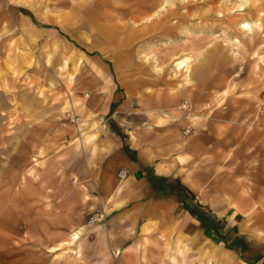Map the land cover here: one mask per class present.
Listing matches in <instances>:
<instances>
[{"label": "rangeland", "instance_id": "1", "mask_svg": "<svg viewBox=\"0 0 264 264\" xmlns=\"http://www.w3.org/2000/svg\"><path fill=\"white\" fill-rule=\"evenodd\" d=\"M244 21L252 31L242 30ZM118 52L131 54L138 77L181 84L189 75L175 62L189 56L191 74L206 76L197 81V101L213 88L215 105L233 103L234 118L252 117L253 98L264 115V0H0V217L8 210L19 217L9 228L47 233L63 228L66 218L90 223L95 212L102 216L94 223L103 218L101 204H87L91 190L82 187L80 171L87 155L74 141L92 129L94 117L76 112L79 125L67 118L73 108L66 89L114 86ZM254 88L262 89L259 95L247 90ZM129 106L105 117L97 137L127 142L130 128L144 126L148 113ZM223 106L197 113L224 118ZM180 110L194 112L188 100ZM194 133L186 127L181 135ZM41 253L44 264L49 258Z\"/></svg>", "mask_w": 264, "mask_h": 264}, {"label": "crops", "instance_id": "2", "mask_svg": "<svg viewBox=\"0 0 264 264\" xmlns=\"http://www.w3.org/2000/svg\"><path fill=\"white\" fill-rule=\"evenodd\" d=\"M114 59L111 88L66 89L74 111L94 117L92 129L74 141L87 155L80 170L82 187L91 190L87 204H101L103 218L91 224L72 217L47 233L18 232L9 222L19 217L1 213L0 264H42V249L49 258L44 264H264V115L257 114V99L248 103L251 118L236 119L233 103L215 105L216 89L197 101V81L206 76L190 71L182 84L159 74L138 77L131 54ZM183 100L191 102L192 115L181 114ZM131 102L148 113L145 125L130 128L127 142L97 137L104 118ZM222 106L224 118L197 113ZM186 127L195 133L184 140ZM77 228L80 238L70 243Z\"/></svg>", "mask_w": 264, "mask_h": 264}, {"label": "bare ground", "instance_id": "3", "mask_svg": "<svg viewBox=\"0 0 264 264\" xmlns=\"http://www.w3.org/2000/svg\"><path fill=\"white\" fill-rule=\"evenodd\" d=\"M24 2H26V1H24ZM29 2V1H28ZM22 4H23V2H22ZM30 4H32L31 2H30ZM24 6V5H23ZM33 5H31V7H32ZM25 7H27V6H25ZM30 7V8H31ZM29 8V9H30ZM241 28H242V30L244 29V30H251L252 29V26H251V24L249 23V22H247V21H244V22H242L241 23ZM252 31V30H251ZM175 67H176V69H178V70H182V69H184L186 72H187V75H188V73H189V71H190V59H189V56H184V57H182V58H180V59H178L176 62H175ZM189 79V78H188ZM102 98V97H101ZM132 134V133H131ZM133 137V136H132ZM133 140H134V138H133ZM136 144V143H135ZM161 164V163H160ZM165 170V169H164ZM241 226V225H240ZM245 229V228H244ZM246 230V229H245ZM247 230H248V228H247ZM242 232H244V231H242ZM148 237V236H147ZM80 238V231H75L74 232V234H73V239L74 240H78ZM143 239H144V237H143ZM140 240V239H139ZM149 241H151V240H149ZM143 242V241H142ZM135 243V242H134ZM132 245V244H131ZM135 248H137V247H135ZM240 264H246L245 262H243V261H241L240 262Z\"/></svg>", "mask_w": 264, "mask_h": 264}, {"label": "built area", "instance_id": "4", "mask_svg": "<svg viewBox=\"0 0 264 264\" xmlns=\"http://www.w3.org/2000/svg\"><path fill=\"white\" fill-rule=\"evenodd\" d=\"M66 117L69 118L72 122H74V123H76V124H78V125L81 123V118H80V116H79L76 112H74L73 109L67 111ZM119 176H120L121 178L126 177V176H127V170H126V169H120V171H119ZM101 216H102L101 213L95 212V213H93V214L91 215L89 222H90V223H94V222H95L96 220H98L99 217H101Z\"/></svg>", "mask_w": 264, "mask_h": 264}, {"label": "trees", "instance_id": "5", "mask_svg": "<svg viewBox=\"0 0 264 264\" xmlns=\"http://www.w3.org/2000/svg\"><path fill=\"white\" fill-rule=\"evenodd\" d=\"M149 177H150L151 179H155V177H154L153 175H150Z\"/></svg>", "mask_w": 264, "mask_h": 264}]
</instances>
